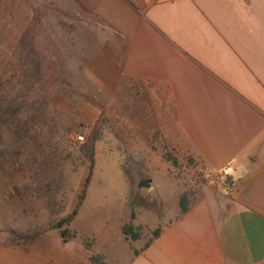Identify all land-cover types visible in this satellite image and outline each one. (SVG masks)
Here are the masks:
<instances>
[{
  "label": "rangeland",
  "instance_id": "374dc122",
  "mask_svg": "<svg viewBox=\"0 0 264 264\" xmlns=\"http://www.w3.org/2000/svg\"><path fill=\"white\" fill-rule=\"evenodd\" d=\"M106 36L65 0H0V105L16 108L0 106V264H92L96 254L127 264L209 178L155 120H141L138 84L108 95L85 79ZM94 126L84 197L60 237L53 225L78 200ZM126 223L140 227L136 240L122 234Z\"/></svg>",
  "mask_w": 264,
  "mask_h": 264
},
{
  "label": "crops",
  "instance_id": "0c3cea01",
  "mask_svg": "<svg viewBox=\"0 0 264 264\" xmlns=\"http://www.w3.org/2000/svg\"><path fill=\"white\" fill-rule=\"evenodd\" d=\"M65 1L107 32L85 79L138 84L141 120L209 175L127 264H264V0Z\"/></svg>",
  "mask_w": 264,
  "mask_h": 264
},
{
  "label": "trees",
  "instance_id": "16d2710c",
  "mask_svg": "<svg viewBox=\"0 0 264 264\" xmlns=\"http://www.w3.org/2000/svg\"><path fill=\"white\" fill-rule=\"evenodd\" d=\"M5 70L0 69V82H2L3 78H5ZM0 87H1V83H0ZM1 98H2V94L0 93V104H1ZM11 101L4 104L2 107H5V111L8 112H15L16 108L11 107L10 105ZM100 128L94 126L89 132H87L84 137H85V143H84V148H85V156L87 158L88 161V165H87V174L84 178L83 181V185H82V189L78 195V200L76 202V204L74 205V207L71 209L70 213L67 214L65 217L59 219L54 225V228L59 229V236L63 237L65 235V233L67 232L65 228H61L62 225H67L72 218L74 217L76 210L78 208V206L80 205V202L82 200V198L84 197V188L85 185L87 184L88 180H89V175H90V171L93 165V147H94V142L96 140H98L100 138ZM83 137V138H84ZM178 207H179V211L178 214L183 213L186 208H187V201L185 199V197L182 195L178 198ZM133 216V212L130 211L129 213V217L132 218ZM139 226H132L129 223L123 224L121 226V232L124 236L129 237L131 240H136L139 237ZM160 228H154L151 231L150 236L143 242L142 246L140 249L145 248L158 234H159ZM134 253H137V250L134 251ZM89 260L92 264H105L102 259L101 256L99 254L93 255L89 257Z\"/></svg>",
  "mask_w": 264,
  "mask_h": 264
},
{
  "label": "built area",
  "instance_id": "2783aa9c",
  "mask_svg": "<svg viewBox=\"0 0 264 264\" xmlns=\"http://www.w3.org/2000/svg\"><path fill=\"white\" fill-rule=\"evenodd\" d=\"M80 138V136H77ZM212 186L221 192H228L230 190V183L227 177L223 173H218L211 180Z\"/></svg>",
  "mask_w": 264,
  "mask_h": 264
},
{
  "label": "water",
  "instance_id": "95a60500",
  "mask_svg": "<svg viewBox=\"0 0 264 264\" xmlns=\"http://www.w3.org/2000/svg\"><path fill=\"white\" fill-rule=\"evenodd\" d=\"M148 182H149V179H144V180H141V181L139 182V184H140V185H146ZM148 187H150V186L148 185Z\"/></svg>",
  "mask_w": 264,
  "mask_h": 264
}]
</instances>
